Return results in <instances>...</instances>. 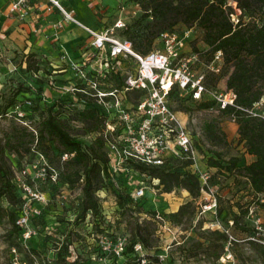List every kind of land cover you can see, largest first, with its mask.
<instances>
[{
  "label": "rangeland",
  "instance_id": "1",
  "mask_svg": "<svg viewBox=\"0 0 264 264\" xmlns=\"http://www.w3.org/2000/svg\"><path fill=\"white\" fill-rule=\"evenodd\" d=\"M126 2L130 3L125 9L119 7L121 2L114 7L110 19L100 26L99 31L108 29L110 36L119 38L124 28L115 27L119 20L130 25L140 19L146 0ZM228 2L236 13L232 20L237 21L241 10L236 1ZM257 9H253L256 15ZM120 10L124 12L123 18L117 15ZM258 22L261 23L260 20ZM57 27L61 29L58 24ZM171 29L181 34L188 33L185 55L197 54L191 69L196 77L205 75L209 91L200 100H194L186 92L173 93L166 98L171 111L191 137L193 152L190 156L195 164L191 169H196L198 175H209L204 191L197 200L184 189L163 193L146 180L141 183L143 177L130 167L126 170L125 163L118 165V155L109 151L113 186L107 184V189L98 192L102 213L98 217L89 214L83 219L79 217L82 182L66 184L64 181L71 170L65 163L68 156H62L56 144L47 150L48 155L42 154L32 137L36 134L42 113L60 102L64 105L61 117L66 128L85 145H90L97 134L89 133L87 124L80 120L79 112L85 105L75 98L76 88L83 87L87 100L93 99L108 114L105 121L108 138L117 142L119 149H134L137 144L124 139L138 130L143 117L137 113V106L148 96L137 92L126 95L116 87L127 75L136 73L135 60L123 58L115 64L116 69L111 70L106 60L107 49L97 50L92 44L94 37L91 34L78 37L70 49H65L55 38L47 45L41 43L39 49L33 50L31 46L27 52L23 44L0 50V161L3 170L11 166L18 197L23 199L11 205L0 196L3 209L0 214L2 264H12L15 258L20 264H264V197H254L245 179L225 170L211 169L207 164L209 159H217L228 165L234 157L240 159V164L246 161L238 126L232 117L222 113L217 105L209 109L200 108V101L215 100L212 92H227L226 79L232 69L223 63L218 74L211 72L208 66L212 55L203 41L204 31L198 25L178 22ZM155 48L160 49L159 41ZM32 53L30 61L33 65L38 62L42 67L37 75L24 64L25 56ZM111 92L114 96L103 97V100L98 96ZM13 99L14 104L8 106ZM117 100L118 107L133 120L131 129L122 120L123 114L118 112ZM255 111L264 112V99L255 105ZM209 124L212 129H209ZM156 133L163 132L156 130L153 134ZM5 145L11 149L4 151L6 160H1ZM161 154L165 160L188 159L176 142L167 145ZM142 187L145 188L144 195L133 199L145 211L157 212L156 231L151 250L136 245L135 252L131 254L126 250L130 245V227L122 222L113 191L121 189L125 194L130 191L132 195ZM189 201H193V207L189 208L193 213L184 219L183 224L177 226L169 222L167 214L176 212ZM219 209L225 210L220 213ZM244 210L248 212L243 214ZM14 211L18 214L16 226L11 221ZM229 211L241 215V225L251 227V233L235 227ZM141 217L148 218L146 214ZM26 232L30 236H26ZM222 233L227 240L222 238ZM250 235L253 237L251 241L248 240ZM65 238L72 241L73 255L66 263H61L56 258L55 247Z\"/></svg>",
  "mask_w": 264,
  "mask_h": 264
},
{
  "label": "trees",
  "instance_id": "2",
  "mask_svg": "<svg viewBox=\"0 0 264 264\" xmlns=\"http://www.w3.org/2000/svg\"><path fill=\"white\" fill-rule=\"evenodd\" d=\"M138 1L133 0L136 3ZM233 1L237 2V7L241 10L237 21L232 20V16L236 13L228 0H146V4L143 5V15L133 24L125 25L119 38L130 41L136 53L146 55L155 48L159 35L168 29L172 31L171 28L178 22L187 25L196 24L203 29V41L209 48L212 60L214 55L221 51L223 63L232 69L226 79V89L232 90L236 98L233 105H227L225 108H221L215 100L200 101V108L209 109L217 105L222 113L231 116L238 126L244 156L249 154L254 157L250 162L246 159L243 164H240V159L237 157L230 159L228 165H223L217 159H209L207 164L211 169L225 170L245 179L252 195L259 198L264 197V116L263 113L255 111V105L264 99V0ZM255 7L258 8V15L254 14ZM32 55L33 53L25 56L24 64H27L26 68L29 71L37 75L42 71V67L38 62L33 65L30 61ZM125 87L124 79L116 88L126 95L130 92L146 95L144 89L126 90ZM82 90L83 87H78L75 93L76 100L85 105V108L79 112L80 120L87 124L89 133L97 134L90 145H85L66 128L61 117L63 114L61 108L64 105L60 102L42 113L36 134L32 137L42 154L48 155L47 150L56 144L61 155L68 156L65 163L71 170L65 175L64 181L66 184L82 182L83 197L79 215L81 219L89 214L98 217L102 213L98 192L107 189V184L112 185L114 180L109 156L111 139L105 133L108 114L93 99L87 100ZM178 92L181 91L173 87L169 96ZM191 97L193 98L192 95ZM14 102L13 99L8 106H12ZM54 108H57V111H54ZM111 119H114V116ZM208 127L212 129L210 124ZM6 149L10 151L11 148L6 145L2 148L1 160H6L4 155ZM15 152L18 156L19 151ZM124 163L126 170L130 167L143 177L141 183L146 180L154 189L163 193L184 189L194 200L201 196L203 187L199 176L191 170L194 164L192 158L184 161L170 158L161 165L125 158L122 164ZM2 168L0 161V196L11 205H16L23 199L18 197L12 180L11 166H6L4 170ZM113 192L121 210L122 222L130 227V245L126 249L127 252L134 253L136 245L151 250V242L156 231L157 212L145 211L142 205L134 202L130 191L125 194L121 189H114ZM191 207L193 201L182 204L176 212L167 214L168 221L177 226L182 225L184 219L193 213L189 211ZM224 210L219 209V212ZM2 212L0 205V214ZM130 212L132 215H129ZM229 212L232 214L235 227L251 233V227L241 225V215L233 211ZM247 212L244 210L243 214ZM142 214H146L148 218H142ZM17 219L16 211L12 212L11 221L15 226ZM151 227L154 229L151 230ZM221 236L224 240L228 239L223 233ZM252 239L250 235L248 240ZM71 247L72 241L69 239L59 241L55 247L57 260L66 263L73 255ZM216 257L218 258L219 254Z\"/></svg>",
  "mask_w": 264,
  "mask_h": 264
},
{
  "label": "built area",
  "instance_id": "3",
  "mask_svg": "<svg viewBox=\"0 0 264 264\" xmlns=\"http://www.w3.org/2000/svg\"><path fill=\"white\" fill-rule=\"evenodd\" d=\"M23 1L16 0L11 6V11H22ZM62 10L66 18L77 22L70 12L65 11L63 8ZM124 26L125 24L121 20L115 24L117 28ZM88 30L94 37L92 44L95 48L97 50L107 49L106 60L111 70L116 69L115 64H119V60H123V58L131 57L135 60L136 73L127 75L125 89H144L147 91L146 95L148 97L137 106L136 110L138 114L142 115L143 120L136 133L132 131L131 137L124 139L126 142H135L137 144L135 148L130 151L119 149L117 142H109L110 150L119 157L118 165H121L125 158H132L152 165H161L165 161L161 151L173 142H176L179 150L187 154L188 158H192L190 153L193 152V145L189 132L183 127L176 114L171 111L166 101L173 87L178 88L181 93H190L196 100H200L205 93H209L205 85V75L201 74L196 77L191 69L193 62L197 59V54L185 55L188 33L162 32L158 38L160 49L154 48L148 54L140 55L134 51L130 41L110 36L108 29L100 32ZM222 64L223 54L218 51L208 67L211 72L218 74L221 71ZM212 94L221 108L233 105L236 98L232 90H227L225 94H218L217 92H212ZM109 95L114 96V93H100L98 96L103 100V97ZM115 104L119 109L118 112L123 114L122 120L126 122L128 129H131L133 120H130L129 115L118 107V100ZM156 130L158 132L162 131L164 134H153ZM160 146L162 147L161 150L158 149ZM191 167L195 168V164ZM191 170L198 175L196 169ZM198 176L203 187L202 191H204L209 175L205 173ZM155 183H157L156 180ZM144 193L145 188L142 187L140 190L136 189L132 193V197L139 198ZM26 236H30V233L26 232ZM0 264H2L1 261ZM12 264H20V262L15 258Z\"/></svg>",
  "mask_w": 264,
  "mask_h": 264
},
{
  "label": "crops",
  "instance_id": "4",
  "mask_svg": "<svg viewBox=\"0 0 264 264\" xmlns=\"http://www.w3.org/2000/svg\"><path fill=\"white\" fill-rule=\"evenodd\" d=\"M15 1L0 0V50L3 51L17 48V44H23L27 48L25 52L31 46L33 50L39 49L41 43L47 45L55 38L65 49H70L78 37L90 34L88 29L99 31L120 2L123 6L119 7L123 9L130 3L126 0H24L22 11L12 12ZM62 8L77 22L66 18ZM117 15L123 18L124 12L120 10ZM245 157L248 162L254 160L249 154Z\"/></svg>",
  "mask_w": 264,
  "mask_h": 264
}]
</instances>
